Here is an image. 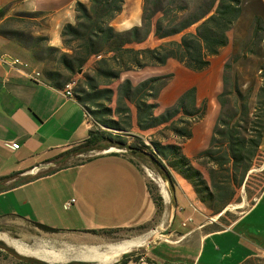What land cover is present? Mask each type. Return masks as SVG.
Wrapping results in <instances>:
<instances>
[{
  "label": "trees",
  "instance_id": "trees-1",
  "mask_svg": "<svg viewBox=\"0 0 264 264\" xmlns=\"http://www.w3.org/2000/svg\"><path fill=\"white\" fill-rule=\"evenodd\" d=\"M250 1L260 7L249 8ZM125 4L126 0L78 1L75 22L67 23L61 32L66 50L49 45L47 35H34L27 29L2 32L32 46L45 73L59 88L76 79L74 95L91 114L93 127L87 138L68 148V153L117 147L126 150L118 153L154 158L174 182V175L186 180L212 214L219 215L229 204L241 201L243 185L249 188L254 176L250 171L264 162V0H143L140 24L119 29L114 22ZM22 15L42 17L43 12ZM231 30L235 31L232 40ZM151 37L155 42L144 45ZM231 43L233 53L224 66L223 89L216 97L221 109L209 146L192 158L184 143L194 136V126L205 118L209 107L207 99L200 100L197 86L188 87L173 105L157 112L161 90L170 75L149 76L138 83L122 76L165 66L170 60L202 72ZM253 57L260 64L250 75V86L244 87L242 67L254 62ZM149 186L162 211L160 187L153 180ZM93 231L106 234L117 229ZM134 254L126 253L121 263L139 260ZM253 263L254 257L241 264ZM0 264L53 263L21 254L0 240Z\"/></svg>",
  "mask_w": 264,
  "mask_h": 264
},
{
  "label": "crops",
  "instance_id": "crops-1",
  "mask_svg": "<svg viewBox=\"0 0 264 264\" xmlns=\"http://www.w3.org/2000/svg\"><path fill=\"white\" fill-rule=\"evenodd\" d=\"M28 1L14 0L8 7L0 2V56L9 62L12 58L22 61H0V209L12 207L38 225L31 230L19 220H0V240L21 254L53 264H241L264 254V246L257 239L264 233V189L248 210L225 225L221 215L206 213L184 179H175L176 216L181 215V226L174 228L173 224L170 236L147 248L149 233L163 228L169 218L168 197L160 188L164 207L159 211L149 186L153 177L147 168L136 156L118 153L114 147L72 160L82 154L68 153V148L87 138L93 127L88 118L91 114L75 95L67 96L65 86L59 88L44 67L41 71L38 65L18 56L21 48L34 55L32 46L2 32L17 29L10 28L15 22L27 24L20 29L47 35L49 45L66 50L61 34L52 39L48 32V11L38 7L39 0L25 6ZM130 1L126 0L114 22L119 29L141 22L142 11L137 9L132 14ZM35 11H42L43 16L22 15ZM14 143L19 147H12ZM72 198L75 202L67 208ZM145 224L149 226L143 230L149 235L140 237L143 241L139 247L113 259L96 255L99 251L95 248L106 252L118 242L93 230H125ZM128 252H135L133 257L140 256L139 260L121 263Z\"/></svg>",
  "mask_w": 264,
  "mask_h": 264
},
{
  "label": "rangeland",
  "instance_id": "rangeland-1",
  "mask_svg": "<svg viewBox=\"0 0 264 264\" xmlns=\"http://www.w3.org/2000/svg\"><path fill=\"white\" fill-rule=\"evenodd\" d=\"M12 1L14 0H0V2L3 4V6L7 7L11 5ZM78 1H84V0H39V3H37L38 7H40L41 10L48 11L49 13V26L48 32L51 35V38H55L57 35L61 34L62 29L65 24L67 23H74L75 22V15H76V4ZM131 13L135 14V12L138 10L142 11V5L143 0H131ZM32 0H29L25 6H31ZM253 2H248L249 8H251V5H253L256 9L257 6L260 7L257 2L256 5L252 4ZM264 9V6H263ZM264 12V11H263ZM142 13V12H141ZM263 15V34H264V13ZM249 22V20H247ZM250 23V22H249ZM247 24V22H246ZM25 24L21 23H13L10 28H17L20 29L21 27H24ZM230 38L233 39V36L235 34L234 30L230 31ZM155 42L154 38H149L148 41L144 43V45H152ZM50 45L57 46L56 44L50 43ZM18 56L23 59H27L29 62H31L34 65H38L41 71H43V63L41 61L36 60L34 57L32 51H26L23 48L19 49L17 52ZM233 53V45L232 43L226 46L222 49L221 53L212 59V63L210 67L202 72H195L192 70H189L186 68L183 64L176 60H170L167 65L160 66V67H147L144 69L129 71L123 74L122 79L124 78H130L134 83H138L142 79L154 76V75H170L166 80V84L163 86V89L161 90L159 102L160 107L157 109V112L163 111L168 106L173 105L177 98L180 96V94L186 90L190 86H197L199 98L200 100L207 99L208 100V112L207 115L203 120L198 122L194 126V136L186 140L184 143V149L187 155H189L192 158H195L197 153L201 150L207 148L209 146L210 138L213 133V127L215 124V121L217 119V116L220 112V105L217 102V94L223 89V73H224V66L227 61H230ZM253 61L246 62L242 67V74L243 80H244V87L250 86L251 77L253 71L258 70L260 62L257 60V58L253 57ZM258 62H257V61ZM264 63V62H263ZM76 81V79L71 80ZM119 82H115L113 84V87H116ZM76 85V84H75ZM74 85V87H75ZM151 133V132H150ZM150 133H146V135H150ZM147 144H150V141L148 138L145 139ZM117 148V147H115ZM148 150V149H147ZM100 151H92L87 154H82V156H74L72 160H78V159H84L88 158L91 155H94L95 153H98ZM79 157V158H77ZM136 158L144 164V166L147 168L148 171L152 173L153 181H155L158 186L159 181L158 178L162 177L158 170L156 169L155 165L153 164L152 160L150 158L142 159L138 156ZM194 164L204 170V172L207 174V171L199 164V161L194 160ZM264 162L259 166L253 168L250 172L254 173V176L252 177V181L250 183L249 188H245V185H243L241 189V201L238 203H231L229 204L224 211L219 215H213L212 212L206 207V205L199 199H197L199 205L202 208H205V211L210 216H220L223 215L221 218V222L225 225L233 222L236 220L239 216H241L246 210L250 208V206L255 202V200L259 197L261 192L264 189ZM175 179H182L180 177H177L174 175ZM157 180V181H156ZM191 185V184H190ZM180 193V188H179ZM196 194V193H195ZM178 195V194H177ZM169 201V209L168 214L170 215V203H171V197L168 196ZM8 207L10 205V202L7 201ZM14 208L9 207L7 211L4 209H0V214H3L4 212L7 213L6 215H0V220L3 222L8 223H14L16 220H19L22 222V224L31 230H35L36 226L38 224L34 222L27 221L26 217L22 215V213H18L16 211H13ZM201 209V208H200ZM204 211V210H203ZM168 215V216H169ZM181 215L178 214L175 219L174 228L177 226H181ZM168 224V220L163 228H165ZM160 228V229H163ZM185 229L184 226H182V231ZM159 230V229H157ZM264 232V231H263ZM104 234V233H103ZM148 233H145L144 230L137 231V230H117L113 232L106 233V236H109L113 238L114 241L117 242H123L127 239L131 240L133 238L137 237H143ZM150 236H152V233H149ZM148 234V235H149ZM136 236V237H135ZM259 237V238H258ZM151 238V237H150ZM258 241L260 244L264 246V233H261L257 236ZM123 240V241H122ZM253 264H264V254L254 257V263Z\"/></svg>",
  "mask_w": 264,
  "mask_h": 264
},
{
  "label": "water",
  "instance_id": "water-1",
  "mask_svg": "<svg viewBox=\"0 0 264 264\" xmlns=\"http://www.w3.org/2000/svg\"><path fill=\"white\" fill-rule=\"evenodd\" d=\"M83 70H84L83 68L80 69L79 73H82ZM112 148L107 149V150H111ZM152 162L155 165L158 172L160 173V175L162 176V178L165 180L166 186H167L168 191H169V195L171 197V205H170V215L168 218L167 226L163 229H159V230L154 231L153 235L151 236V238L148 241L147 248L153 247V245H154L153 242L158 241L162 237L170 236L171 231H172V226L175 222L176 213H177V204H178L175 182L173 181L171 176L169 174H167L166 170L161 166V164L156 159L152 158Z\"/></svg>",
  "mask_w": 264,
  "mask_h": 264
},
{
  "label": "bare ground",
  "instance_id": "bare-ground-1",
  "mask_svg": "<svg viewBox=\"0 0 264 264\" xmlns=\"http://www.w3.org/2000/svg\"><path fill=\"white\" fill-rule=\"evenodd\" d=\"M72 82V81H70ZM76 84V81H73V87L74 85ZM150 175L152 176V173L149 171ZM157 181V180H156ZM158 181H159V185H160V188H161V191L162 193L164 194V196L168 197L169 196V191H168V188L166 186V183H165V180L162 178V177H159L158 178ZM168 199V198H167ZM150 236V235H149ZM136 237V236H135ZM144 238V237H143ZM143 238H140L137 237V238H134V239H127L123 242H118V244H115V245H110V250L109 251H106V252H101L100 250H98L97 248H95V250L99 251L97 252V256L99 257H104V259H108V258H116V257H119L123 252H126V251H129L133 248H135L136 246L140 245L141 242L143 241ZM146 240V239H145ZM110 243V242H109ZM144 245V244H143ZM106 246V245H105ZM139 247V246H138ZM94 248V247H93ZM109 248V247H107ZM137 249V248H136ZM89 250V249H88ZM106 250V249H104ZM89 251H92V250H89ZM42 252V251H41ZM84 252V251H83ZM39 253V252H38ZM86 253V252H85ZM87 254V253H86ZM125 254V253H124ZM94 255V254H93ZM79 256V255H78ZM96 256V257H97ZM83 257H84V254H83ZM91 257V256H90ZM95 257V256H94ZM101 259V258H100ZM103 260V259H102Z\"/></svg>",
  "mask_w": 264,
  "mask_h": 264
},
{
  "label": "built area",
  "instance_id": "built-area-1",
  "mask_svg": "<svg viewBox=\"0 0 264 264\" xmlns=\"http://www.w3.org/2000/svg\"><path fill=\"white\" fill-rule=\"evenodd\" d=\"M0 26H1V21H0ZM0 61L1 62H5V63H13V64H19V63H22V61L19 59V58H12L11 62H9L7 60V58L3 57V56H0ZM74 80V79H73ZM73 81L72 82H68L66 85H65V93L67 96H73ZM87 117H88V114H87ZM90 120H91V117H88ZM12 147H19V144L17 143H14L13 145H11ZM115 148V147H114ZM118 151H126L125 149H120V148H116ZM75 202V198H72L70 201H68L66 203V207L69 208L72 203Z\"/></svg>",
  "mask_w": 264,
  "mask_h": 264
}]
</instances>
